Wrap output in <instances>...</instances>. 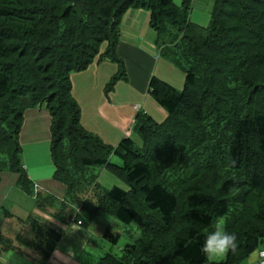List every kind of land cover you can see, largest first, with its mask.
Returning <instances> with one entry per match:
<instances>
[{"label": "trees", "instance_id": "trees-1", "mask_svg": "<svg viewBox=\"0 0 264 264\" xmlns=\"http://www.w3.org/2000/svg\"><path fill=\"white\" fill-rule=\"evenodd\" d=\"M209 2L208 22L199 25L190 0H0V171L17 173L20 189L32 194L18 131L23 111L43 104L53 175L66 186L54 214L85 225L105 212L139 230L95 264L205 263L200 245L222 219L238 248L217 264H239L264 239V0ZM133 8L148 12L158 53L183 67L184 82L176 90L151 75L147 94L165 117L136 112L140 143L127 136L111 146L80 126L69 73L96 55L122 67L115 45ZM89 166L105 167L126 188L99 187ZM87 188L89 197L75 195ZM68 202L76 209L66 210ZM24 223L16 245L45 261L62 232L33 216ZM119 236L105 228L110 244Z\"/></svg>", "mask_w": 264, "mask_h": 264}, {"label": "crops", "instance_id": "crops-1", "mask_svg": "<svg viewBox=\"0 0 264 264\" xmlns=\"http://www.w3.org/2000/svg\"><path fill=\"white\" fill-rule=\"evenodd\" d=\"M191 2L193 4L196 2V6L197 4L201 7L207 6V9L210 4L209 0H190V4ZM145 13L141 12L139 8L130 9L129 12H126L125 19L120 25L115 53L125 61L124 73L127 84L119 86L117 89L119 91L117 94L119 96L118 103L120 104L118 107L122 109L131 105L134 109L136 108V114L145 105V111H141L153 119L156 117L161 121L166 114L162 108L160 110L155 107V102L149 100L151 97L147 94L146 88L148 79L154 71L157 70L159 74L165 73V66L158 64L153 55L141 48L142 44L151 46L148 40L154 41L155 35V32L150 30L148 25V13ZM141 17L142 21H140ZM137 37L139 40L136 39ZM133 96H139L140 100L131 101ZM143 98H149L148 100L151 102L141 103ZM75 100L77 101V99ZM123 113L125 111L117 112L113 117L120 120ZM101 117L96 122L82 120L79 116L80 126L111 146H115L122 138L129 136L130 132H134L133 129H129L132 121H127V118L122 121L123 123H119L117 121L108 122V116L104 112ZM114 124L120 125L121 131ZM49 125L50 117L43 104L26 108L22 113V121L18 131L20 147L18 158L30 182L28 186L32 188V194L25 193L20 189L17 183V173L8 170L0 171V236L2 239L10 240L11 245L14 246L13 248L10 246L3 247L2 242H0V264H95L97 259L109 250L111 245L104 237L105 228L120 234L121 225L119 222L105 212H98L85 225L79 221L75 222L72 217L66 215L57 217L54 214L60 202L65 198L66 186L53 175L55 168L49 153ZM108 159L110 162L119 163V159L114 155H110ZM96 182L99 187L105 188L98 181ZM92 193L93 188H87L82 193L77 191L75 195L82 198L89 197ZM37 197H50L53 201L49 200L45 203L41 201L43 205H38ZM49 203L51 204L48 205ZM74 203L68 202L66 210H69L70 207L76 209ZM28 216H33L43 224L62 232L54 249L45 261H42L41 256L36 251L28 247L17 246L14 241L16 233L26 231L24 222ZM48 217L54 218L53 221H46ZM77 224L82 229L71 230ZM117 243L118 241L115 245ZM263 245L264 239L258 247H264ZM246 258L239 264H245ZM221 259L223 257H220L218 261ZM202 264H210V262L207 261Z\"/></svg>", "mask_w": 264, "mask_h": 264}, {"label": "rangeland", "instance_id": "rangeland-1", "mask_svg": "<svg viewBox=\"0 0 264 264\" xmlns=\"http://www.w3.org/2000/svg\"><path fill=\"white\" fill-rule=\"evenodd\" d=\"M179 2L180 0H174L175 4H179ZM195 3L196 2H194L193 4L191 2V8L189 11L190 19L192 18L195 21H198V19H200L201 23L198 22L200 23L199 25H206L208 22L207 6L201 7L198 4L196 6ZM139 9L143 13L147 12L145 9ZM129 11L130 9L127 10V12ZM124 19L125 18L123 17L121 23L119 24V31L120 25L123 23ZM203 19L205 22H202ZM140 21H142V17L140 18ZM150 30L153 31L151 27ZM136 39L139 40L138 37ZM148 41L151 43V46L149 44H142L141 48L153 55L158 64H163L165 66V73L162 72L161 74H159L156 70L154 71L153 75L160 80L168 83L176 90H181L184 82L183 67L172 63L168 58H166V56L158 53L157 46L159 42L155 43V35L154 41ZM103 47L104 45L101 44L98 53L103 52ZM117 57L121 60L122 67H120L116 61H113L108 57L98 58V56L96 55L84 68L69 73L70 92L72 95L77 96L75 99H77L76 102L79 108V116L82 118V120H92L97 122L99 118H102L101 115L104 112L108 116V122L117 121L119 123H123L122 121L127 118V121L131 120L133 123L136 108L134 109V107L131 105L126 106L122 109H119L118 107L120 106V104L118 103L119 96H117V94H119V91L117 89H119V86L125 85L127 83L125 82V78H123V75H121L120 72L122 69L125 70V61L121 56L117 55ZM138 99L140 100L139 96H133V99L131 98V101L136 102L138 101ZM148 99L143 98V100H141L140 102H144L146 104V102L153 101L152 98L149 99L151 101H149ZM154 105L156 108L161 110V108L156 103ZM141 110L145 111V105L143 108H140V111ZM124 111L125 113L121 115L120 120L113 117V115H115L117 112ZM154 119L157 122L160 121L156 117H154ZM132 123H130L129 129H132ZM114 125L118 130L121 131V129L119 128L120 125ZM128 137L132 138L134 142L140 143V139L136 133L130 132ZM102 168L103 167L101 166H89L85 170L88 174H93L96 178V181L102 184V186L105 188H109L112 185L126 188V184L120 177L114 175L109 170ZM219 221H223V219ZM119 224L121 225V230L120 236L118 238V243L117 245L111 244L109 246V250L106 251L116 255L119 254V249L121 247L120 245H123V243L129 240L128 233H130L132 237H137L139 234V230L134 223H130L129 225H125L122 223Z\"/></svg>", "mask_w": 264, "mask_h": 264}, {"label": "clouds", "instance_id": "clouds-1", "mask_svg": "<svg viewBox=\"0 0 264 264\" xmlns=\"http://www.w3.org/2000/svg\"><path fill=\"white\" fill-rule=\"evenodd\" d=\"M54 218L48 217L46 221L52 222ZM76 224V223H74ZM82 229L78 224L71 230ZM238 248L237 236L226 229L224 221H218L214 230L208 232L200 245V252L210 264H217L220 257L229 252L235 253ZM245 264H264V247L253 249L247 256Z\"/></svg>", "mask_w": 264, "mask_h": 264}]
</instances>
